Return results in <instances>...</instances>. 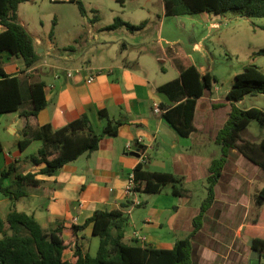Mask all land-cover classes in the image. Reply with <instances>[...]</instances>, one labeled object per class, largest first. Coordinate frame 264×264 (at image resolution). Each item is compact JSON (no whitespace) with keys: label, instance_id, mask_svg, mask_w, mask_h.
Listing matches in <instances>:
<instances>
[{"label":"crops","instance_id":"1","mask_svg":"<svg viewBox=\"0 0 264 264\" xmlns=\"http://www.w3.org/2000/svg\"><path fill=\"white\" fill-rule=\"evenodd\" d=\"M162 14L165 16L163 0ZM18 20L24 25L19 17ZM143 21L145 25L140 30L145 29L147 21ZM32 36L38 52L43 54L33 68L23 71V65L17 63L14 55L1 52L6 73L20 79L22 102L16 112L0 113V171L12 163L17 167L13 175L31 171L39 183L25 186L24 194L18 198L0 196V203H5L8 211L13 207L33 215L45 230L58 223L65 227L81 225L97 209L120 210L129 216L124 233L127 243L170 249L176 240L190 235L191 264H254L257 258L253 256L252 240L243 234V229L261 208L255 198L264 185V169L238 149L228 150L213 188L214 199L204 211L200 227L194 231V219L207 195L211 163L221 154L215 138L232 107L225 95L238 71H231L225 79L226 89L222 90L219 83L224 85V82L217 79L210 89L203 90L195 103L194 130L182 136L163 115L165 108L162 107L173 102L158 86L179 77L181 65L195 64L201 73L215 74L209 65L204 68L190 61L184 64L185 52H180V41L168 43L167 49L161 51L169 60V68L162 60L143 59L137 54L132 57L136 67L122 59L97 60L91 66L90 60L81 62V50L75 47L66 50L69 45L57 46L50 40L44 43ZM91 41L102 42L100 53L106 58L114 53L105 52L112 39H101L96 33ZM146 51L153 56L151 49ZM206 60L209 63L211 59L206 57ZM77 68L79 73L71 78L66 76L67 70ZM96 70L100 72L93 81L87 82L88 74ZM32 80L44 82L46 105L36 115L25 117L20 112L33 107L29 92ZM243 99L234 104L241 108ZM246 108L249 107H242ZM82 114L88 115L97 132L107 122L122 120V123L115 135L100 139L96 150L79 155L51 174L40 172L44 163L33 164L29 159L32 153L24 154L29 147L35 153L41 140L32 139L23 151L18 149L23 130L31 136L34 129L46 123L57 129ZM135 140L141 146L139 155L131 153ZM138 163L151 171L170 172L179 182L167 183L156 193L134 188L127 191L130 174ZM91 229L89 224L77 233L85 251L89 250L84 248V240L89 239L91 244L95 241Z\"/></svg>","mask_w":264,"mask_h":264},{"label":"trees","instance_id":"2","mask_svg":"<svg viewBox=\"0 0 264 264\" xmlns=\"http://www.w3.org/2000/svg\"><path fill=\"white\" fill-rule=\"evenodd\" d=\"M28 0H0V113L16 112L22 102L20 79L17 75L6 73L2 51H9L23 61V71L36 66L42 59L32 34L18 20L19 3ZM76 1L81 13L84 12L80 0ZM167 15L192 14L195 12H214L220 14L226 10H235L241 16L264 17V0H163ZM124 25L129 30L143 28L145 21L132 24L115 17L108 28ZM52 37V30L49 33ZM64 49L73 50V46ZM255 53L264 54V48ZM179 77L169 80L158 90L164 92L173 102L165 108L164 117L182 136H188L193 130L192 123L196 99L204 89H210L217 81L209 71L201 73L195 64L179 66ZM44 82L32 80L29 92L33 107L20 112L21 116L36 115L45 107ZM264 94V72L255 63H249L233 79L226 98L232 107L228 118L218 131L215 141L221 146V154L214 158L207 177V195L202 201L200 213L194 219V231L201 225L204 211L214 199V185L217 182L228 150L236 148L264 169V134L259 142L244 140L241 132L251 120L264 127V111L257 107L242 109L234 102L246 95ZM102 114V113H101ZM122 120L107 124L100 132L95 131L87 114L53 129L48 123L33 130L18 140L17 147L23 151L32 139L42 144L35 153L29 155L33 164L44 163L41 173L51 174L65 163L76 159L85 152L97 149L104 135H115ZM2 143L0 140V151ZM17 167L9 164L0 171V193L10 198L24 194V187L37 185L35 173L28 171L15 174ZM136 190L156 193L167 183H178L179 179L170 172L151 171L143 163L133 170ZM256 203L260 210L248 220L243 234L251 238V248L257 254L254 264H264V185L256 194ZM129 216L120 210L97 209L81 225L65 227L58 223L45 230L33 217L24 211L11 207L5 217L0 215V264H191V242L188 237L178 239L170 249L152 248L124 240L125 227ZM91 224V233L98 237V246L94 254L85 251L78 242L77 233ZM68 253V256H66Z\"/></svg>","mask_w":264,"mask_h":264},{"label":"rangeland","instance_id":"3","mask_svg":"<svg viewBox=\"0 0 264 264\" xmlns=\"http://www.w3.org/2000/svg\"><path fill=\"white\" fill-rule=\"evenodd\" d=\"M80 1L84 8L83 13L76 1L28 0L19 3L17 14L31 34L41 38L44 43L50 40L57 46L72 45L76 50L82 51L81 62L90 60L91 66L98 61L112 62L122 59L136 67L132 57L137 54L143 59L162 60L163 65L169 68V60L163 57L161 51L165 47L167 49L168 43L180 41V52H185L181 53L185 57L182 58L184 64L190 61L204 68L209 65L216 78L224 82V85L219 83L222 90L227 87L225 79L229 73L239 72L249 63L259 65L264 72V54L255 53L264 48V17L241 16L235 10H226L220 14L202 11L163 16L162 0ZM115 17L136 24L143 20L147 23L144 30H129L123 25L108 28ZM96 33L101 39L113 40L105 48V52H114L110 57L106 58L100 53L102 42L95 44L91 41ZM148 48L153 56L146 51ZM206 57L211 59L209 63ZM14 59L23 65L21 58L15 56ZM24 106L25 102L21 108ZM251 106L264 108V94H248L240 104L241 108ZM263 134L264 127L256 120H251L241 132L243 138L252 141L260 140ZM33 151L29 147L24 154ZM198 196L197 190L196 197ZM7 211V205L0 203V215L4 217ZM94 238L92 244L89 239L83 242L84 248L91 254L95 253L98 244V237ZM249 252L247 254L251 258ZM253 256L257 258V255Z\"/></svg>","mask_w":264,"mask_h":264},{"label":"built area","instance_id":"4","mask_svg":"<svg viewBox=\"0 0 264 264\" xmlns=\"http://www.w3.org/2000/svg\"><path fill=\"white\" fill-rule=\"evenodd\" d=\"M54 1H71V0H54ZM79 72H80L79 68L74 69V70H67L66 71V76L71 78L75 73H79ZM99 72H100V70H96L92 74H88V76L86 78V81L87 82L93 81L95 76H96V74L99 73ZM155 110L158 111L159 108L155 107ZM138 140L140 141V138ZM134 185H135L134 176H133V174H130V177H129V180H128V183H127V186H126V190L127 191H131Z\"/></svg>","mask_w":264,"mask_h":264},{"label":"water","instance_id":"5","mask_svg":"<svg viewBox=\"0 0 264 264\" xmlns=\"http://www.w3.org/2000/svg\"><path fill=\"white\" fill-rule=\"evenodd\" d=\"M140 148H141V146L138 145L136 140H135V142H134V144L132 146V149H131V153L135 154V155H139L140 154ZM252 252H253V254H255V251L253 249H252Z\"/></svg>","mask_w":264,"mask_h":264}]
</instances>
